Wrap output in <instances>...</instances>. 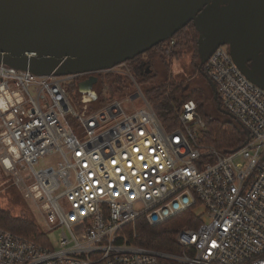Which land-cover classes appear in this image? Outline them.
Here are the masks:
<instances>
[{
  "label": "built area",
  "instance_id": "obj_1",
  "mask_svg": "<svg viewBox=\"0 0 264 264\" xmlns=\"http://www.w3.org/2000/svg\"><path fill=\"white\" fill-rule=\"evenodd\" d=\"M203 71L247 136L230 153L201 142L207 126L193 99L179 125L166 127L127 61L68 75L1 62L0 165L39 209L46 235L61 234L52 247L0 226V264H264V88L240 70L228 45ZM101 74L128 77L136 91L94 108L97 84L77 85ZM47 154L60 160L37 168ZM200 206L209 220L177 232L178 252L134 243L139 219L155 227Z\"/></svg>",
  "mask_w": 264,
  "mask_h": 264
},
{
  "label": "water",
  "instance_id": "obj_2",
  "mask_svg": "<svg viewBox=\"0 0 264 264\" xmlns=\"http://www.w3.org/2000/svg\"><path fill=\"white\" fill-rule=\"evenodd\" d=\"M190 22L199 31L202 64L228 45L240 70L264 88L261 69L250 66L264 53V0H0V63L40 75L103 70L146 53ZM98 81L91 75L79 89L91 91Z\"/></svg>",
  "mask_w": 264,
  "mask_h": 264
},
{
  "label": "trees",
  "instance_id": "obj_3",
  "mask_svg": "<svg viewBox=\"0 0 264 264\" xmlns=\"http://www.w3.org/2000/svg\"><path fill=\"white\" fill-rule=\"evenodd\" d=\"M172 40H174L173 44L171 43ZM198 41L199 31L194 22H190L183 29L179 30L172 39L154 46L145 54L148 55L153 52L159 54L165 59L166 65L171 68L170 60L178 59L183 54V49L191 47L193 48L192 51H194L195 59L199 60L195 73L199 72L209 80L203 71L204 64L200 61ZM141 57L142 55L128 60V65L145 97L152 104L166 127L172 128L179 125L178 115L184 102L193 99L197 102L198 111L207 126L201 135V142L203 144L212 146L222 153H230L243 145L247 136L243 128L231 116L227 119L223 118L220 114L210 115L207 112L206 103L209 97L204 87H195L191 91L186 92L185 84L182 82L176 84L167 79L165 82L157 83L155 82V76L147 73L146 67L142 66ZM149 61L151 62V59ZM110 75L114 77L112 84L114 92L119 94L131 93L134 84L130 79L120 75ZM72 86L73 88L75 87L73 84ZM211 90L212 98L216 105L219 104L222 111H224L213 86ZM101 91L102 86L97 91L98 99L94 103V108L105 102H103ZM203 222L201 216H198L193 208L181 212L155 227L150 226L145 219L141 218L137 221L139 235L134 243L153 249L178 252L179 247L174 240L177 232L185 226L196 228ZM0 226L19 235L34 236L39 242L48 244L46 233L41 232L35 220L29 217L14 216L10 210L3 207H0Z\"/></svg>",
  "mask_w": 264,
  "mask_h": 264
},
{
  "label": "rangeland",
  "instance_id": "obj_4",
  "mask_svg": "<svg viewBox=\"0 0 264 264\" xmlns=\"http://www.w3.org/2000/svg\"><path fill=\"white\" fill-rule=\"evenodd\" d=\"M193 48H186L183 49V54L176 60H170L171 68L166 65L165 59H163L159 54L152 53L148 54L147 57L151 59L150 68L152 72L150 73L152 76H155V82H165L167 79L173 83L179 84L180 82L185 84V90L191 91L193 88L204 87L208 94L207 100V112L210 115H218L220 114L223 118H229L227 112L222 111L219 104L216 105L214 99L212 98V90L211 87L213 86L207 78L201 75L197 71V64L199 60H196L194 57ZM149 59V60H150ZM196 60V61H195ZM201 61V60H200ZM128 78V77H126ZM129 79V78H128ZM114 81V77L110 74H101L100 80L98 81L97 85L95 86V90L98 91L102 86L101 95H103V102L106 101L109 97H123L125 94H119L114 92L112 89V84ZM75 86L77 84H74ZM111 85V86H110ZM79 86V85H77ZM76 86V87H77ZM98 87V88H97ZM71 88V100L74 104V107L80 111L82 108V103L80 102V93L78 92L77 88ZM136 91V87L133 86L132 93ZM93 93V92H90ZM143 103H137V107H141ZM60 160L58 154H47L45 157L40 159V162L37 164V168H42L48 165H56L57 162ZM0 207L6 208L11 211L14 216H23L29 217L36 221L38 224L41 232L46 230V226L43 222V219L40 215V211L37 206L33 203L32 200L26 199L23 196V193L20 189L15 187L12 183L11 177L3 170L2 166L0 165ZM194 212L201 216L204 222L209 220L207 213L205 212V208L200 206L194 210ZM76 233L78 235L81 234L80 230L76 229ZM61 231L56 230L47 234L46 241L48 242L47 245H51L52 247H57L59 243ZM35 240H37L34 236H29ZM38 241V240H37Z\"/></svg>",
  "mask_w": 264,
  "mask_h": 264
},
{
  "label": "flooded vegetation",
  "instance_id": "obj_5",
  "mask_svg": "<svg viewBox=\"0 0 264 264\" xmlns=\"http://www.w3.org/2000/svg\"><path fill=\"white\" fill-rule=\"evenodd\" d=\"M203 15L205 17H207V11ZM208 37L209 38H205V42H206L207 49H210L213 46V40L214 39H213V36L210 34L208 35ZM140 59L142 60V66H145L146 70L148 71V66L151 65L149 58L144 53V54H142V57ZM250 66L260 68L261 70H259L257 73L260 77H264V53L260 54V56L257 58V60H255L254 63H252Z\"/></svg>",
  "mask_w": 264,
  "mask_h": 264
},
{
  "label": "bare ground",
  "instance_id": "obj_6",
  "mask_svg": "<svg viewBox=\"0 0 264 264\" xmlns=\"http://www.w3.org/2000/svg\"><path fill=\"white\" fill-rule=\"evenodd\" d=\"M111 86V85H110ZM132 93V92H131ZM103 96V95H102ZM103 98V97H102ZM101 99V98H100ZM216 99V98H215Z\"/></svg>",
  "mask_w": 264,
  "mask_h": 264
}]
</instances>
